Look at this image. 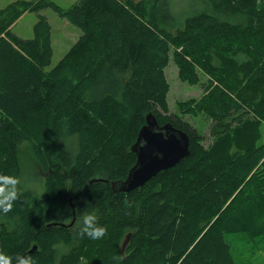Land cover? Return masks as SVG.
Returning <instances> with one entry per match:
<instances>
[{
    "label": "trees",
    "instance_id": "16d2710c",
    "mask_svg": "<svg viewBox=\"0 0 264 264\" xmlns=\"http://www.w3.org/2000/svg\"><path fill=\"white\" fill-rule=\"evenodd\" d=\"M201 2L195 13L177 12L174 0L0 9V176L17 181L12 210L0 209V252L11 264L29 255L36 264H237L231 235L251 250L264 243V0ZM47 8L82 31L49 71ZM28 12L38 21L27 40L12 28ZM171 59L182 81L208 78L179 114L168 103ZM200 113L211 119L207 146L181 117ZM149 115L188 133L190 154L141 188L114 192ZM22 143L39 190L22 185ZM93 211L107 229L99 240L80 231Z\"/></svg>",
    "mask_w": 264,
    "mask_h": 264
},
{
    "label": "rangeland",
    "instance_id": "374dc122",
    "mask_svg": "<svg viewBox=\"0 0 264 264\" xmlns=\"http://www.w3.org/2000/svg\"><path fill=\"white\" fill-rule=\"evenodd\" d=\"M13 1L17 0H0V9L6 7ZM49 1L56 3L62 9H68L73 4L78 2V0ZM203 7L204 4L201 2V0H174V8L175 10H177V12L185 10L191 13H195L197 10L202 9ZM40 14L45 15L48 18L52 27V43L54 48V56L52 64L49 67L45 68L46 71H49L64 57V55L69 51L72 45L81 37L82 31L51 8L42 10ZM37 21L38 13L28 12L24 14L18 22H16L12 30L16 35L22 37L23 39H33L34 26ZM165 72L171 86L170 93L168 94V103L172 113L179 114L177 104L180 101L199 99L203 95L208 78L200 71V83L197 85H191L188 82H184L181 80L180 70L173 59H171L170 64L166 68ZM181 117L183 120L193 125L199 131V133L206 136V141L204 142L206 146L211 143L212 138L210 136V118H208L203 113L197 115L186 114L181 115ZM21 151L22 162L24 166V174L21 179L22 185L25 184L28 185L29 188L39 190L42 186V176L39 172L38 175L31 173L32 169L30 167V163L34 160L32 158L29 145L27 143H22ZM228 241L231 244V252L237 264H264V243L251 250L246 247L245 242L240 239L238 235H231L230 238H228Z\"/></svg>",
    "mask_w": 264,
    "mask_h": 264
},
{
    "label": "water",
    "instance_id": "95a60500",
    "mask_svg": "<svg viewBox=\"0 0 264 264\" xmlns=\"http://www.w3.org/2000/svg\"><path fill=\"white\" fill-rule=\"evenodd\" d=\"M190 140L189 134L182 129L170 123L160 125L155 116L149 115L146 125L139 132L137 142L132 147L137 156L136 164L125 180L111 184L113 191L129 193L141 188L162 171L174 167L190 154ZM72 208L75 220V205ZM130 240L131 234H128L123 242V251Z\"/></svg>",
    "mask_w": 264,
    "mask_h": 264
},
{
    "label": "clouds",
    "instance_id": "9594fccd",
    "mask_svg": "<svg viewBox=\"0 0 264 264\" xmlns=\"http://www.w3.org/2000/svg\"><path fill=\"white\" fill-rule=\"evenodd\" d=\"M16 183L14 177L0 176V209L4 213L12 210L13 202L17 198V193L14 191ZM9 186H11V189ZM82 225L81 234H86L92 240H99L107 235V229L98 224L95 211L85 212ZM0 264H11V257L0 252ZM20 264H36V262L33 256L29 255L27 259L21 260Z\"/></svg>",
    "mask_w": 264,
    "mask_h": 264
},
{
    "label": "crops",
    "instance_id": "0c3cea01",
    "mask_svg": "<svg viewBox=\"0 0 264 264\" xmlns=\"http://www.w3.org/2000/svg\"><path fill=\"white\" fill-rule=\"evenodd\" d=\"M13 2H14V1H13ZM1 9H3V8H1ZM18 21H19V20H18ZM18 21H17V22H18ZM15 24H16V23H15ZM15 24H14V25H15Z\"/></svg>",
    "mask_w": 264,
    "mask_h": 264
}]
</instances>
